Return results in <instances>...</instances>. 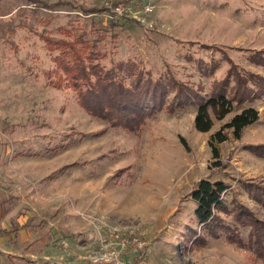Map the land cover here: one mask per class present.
Masks as SVG:
<instances>
[{
    "label": "rangeland",
    "instance_id": "1",
    "mask_svg": "<svg viewBox=\"0 0 264 264\" xmlns=\"http://www.w3.org/2000/svg\"><path fill=\"white\" fill-rule=\"evenodd\" d=\"M106 1L0 0V264H90L101 238L122 224L142 232L145 264H264L232 213L239 204L264 221L252 196L264 188V156L253 151L264 146V95L234 102L222 119L209 109L208 132L195 129L197 107L186 105L130 133L50 84L58 51L45 44L81 38L106 68L132 60L153 79L206 96L225 78L227 59L242 76L264 77L251 60L264 57V0H135V9L151 6L140 21L102 16ZM249 107L259 119L236 139L224 125ZM217 131L226 139L213 142V157ZM201 180L226 184V211L216 213L241 244L224 232L209 236L196 220L192 192Z\"/></svg>",
    "mask_w": 264,
    "mask_h": 264
},
{
    "label": "trees",
    "instance_id": "2",
    "mask_svg": "<svg viewBox=\"0 0 264 264\" xmlns=\"http://www.w3.org/2000/svg\"><path fill=\"white\" fill-rule=\"evenodd\" d=\"M45 44L50 52L58 51L52 59L55 68L52 72H47L50 84L57 89L69 87L74 91L78 105L90 116L130 133H139L146 120L158 112L166 110L173 113L177 108L186 105L197 107L195 129L198 132H208L212 127L209 109H212L217 119H222L230 112L234 102L241 104L264 95V77L251 73L248 77L240 75L230 59H227L230 67L225 78L214 84L211 94L202 96L174 78L153 79L149 70H142L132 60L118 61L113 67L106 68L97 61L99 53L88 50L81 38H45ZM254 53L259 57H251L252 62L264 66L262 52ZM231 79L234 86L230 87ZM251 84L258 87L257 90L254 91ZM229 87L232 91L231 97L227 95ZM172 93L171 98L169 96ZM258 119L257 110L245 108L235 114L224 128L232 129L234 137L239 139L243 129ZM225 139L222 131L211 135L209 145L213 157H218V149L213 142L220 143ZM253 151L257 156H264V146H257ZM226 188L222 181L201 180L192 192V198L197 205L194 215L209 236L217 237L224 232L232 242L241 244L237 231L224 225L216 213L218 210L226 211L221 200ZM254 191L253 199L264 208V188L254 186ZM233 207L236 223L249 228L250 247L257 256L264 258V221L256 218L243 205L235 204ZM195 234L197 239H203L199 233Z\"/></svg>",
    "mask_w": 264,
    "mask_h": 264
},
{
    "label": "built area",
    "instance_id": "3",
    "mask_svg": "<svg viewBox=\"0 0 264 264\" xmlns=\"http://www.w3.org/2000/svg\"><path fill=\"white\" fill-rule=\"evenodd\" d=\"M133 2L135 0H107L100 14L114 21H120L128 16L138 21L143 20L151 6L148 3H141L140 9H135L138 5H132ZM135 13L140 17L138 18ZM146 247L147 241L142 232L135 230L134 226L124 224L113 226L101 238L90 264H145Z\"/></svg>",
    "mask_w": 264,
    "mask_h": 264
}]
</instances>
